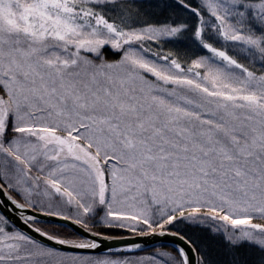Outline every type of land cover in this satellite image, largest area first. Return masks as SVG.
Segmentation results:
<instances>
[{
	"label": "snow or ice",
	"instance_id": "6c2138e0",
	"mask_svg": "<svg viewBox=\"0 0 264 264\" xmlns=\"http://www.w3.org/2000/svg\"><path fill=\"white\" fill-rule=\"evenodd\" d=\"M0 264H264V0H0Z\"/></svg>",
	"mask_w": 264,
	"mask_h": 264
},
{
	"label": "water",
	"instance_id": "95a60500",
	"mask_svg": "<svg viewBox=\"0 0 264 264\" xmlns=\"http://www.w3.org/2000/svg\"><path fill=\"white\" fill-rule=\"evenodd\" d=\"M172 238H168V240H165L164 238H160L157 237L155 240H153L152 238H135L136 242H140L143 243L145 240L148 242V247H152L153 245H159L161 243H167L168 241H170ZM106 243H108L110 246L116 247L117 244L115 242L112 241H107Z\"/></svg>",
	"mask_w": 264,
	"mask_h": 264
},
{
	"label": "trees",
	"instance_id": "16d2710c",
	"mask_svg": "<svg viewBox=\"0 0 264 264\" xmlns=\"http://www.w3.org/2000/svg\"><path fill=\"white\" fill-rule=\"evenodd\" d=\"M114 235H120V233H114ZM149 248H151V247H149Z\"/></svg>",
	"mask_w": 264,
	"mask_h": 264
}]
</instances>
